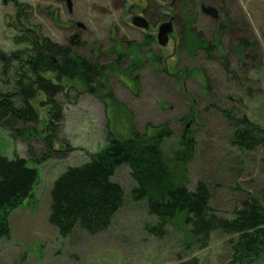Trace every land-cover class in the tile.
Wrapping results in <instances>:
<instances>
[{
    "label": "rangeland",
    "instance_id": "rangeland-1",
    "mask_svg": "<svg viewBox=\"0 0 264 264\" xmlns=\"http://www.w3.org/2000/svg\"><path fill=\"white\" fill-rule=\"evenodd\" d=\"M67 1L0 0L1 60L26 49L17 38L33 29L104 68L92 83L81 77L55 81L63 87L53 98L62 106L61 122L52 123V104L39 91L32 101L37 123L21 135L0 126V155L26 158L39 174L23 204L6 210L10 236L0 239V264H176L192 257L201 264H230L222 232L213 233L206 248L189 244L182 218L160 237L150 232L156 217L146 201L131 199L129 165L113 177L125 198L103 232L77 229L62 237L49 222L51 191L69 167L103 150L110 135L152 137L167 128L170 136L161 145L173 185L209 183L212 206L227 217L248 193L262 197L264 149L242 152L232 145L225 111L243 112L264 127V0H71V9ZM203 6L215 7L218 18ZM135 16L148 18L150 28L134 26ZM226 17L232 30H221ZM170 18L174 32L161 45L159 25ZM207 43L225 49L230 72L216 50L209 55ZM7 86L0 71V88Z\"/></svg>",
    "mask_w": 264,
    "mask_h": 264
},
{
    "label": "trees",
    "instance_id": "trees-1",
    "mask_svg": "<svg viewBox=\"0 0 264 264\" xmlns=\"http://www.w3.org/2000/svg\"><path fill=\"white\" fill-rule=\"evenodd\" d=\"M225 21L226 26L221 30L226 27L232 30L230 18L226 17ZM17 41L29 46L0 59L3 81L8 85L0 88V126L21 135L23 127L38 121L32 101L39 91L45 93L52 104V123L61 122L63 109L53 98L63 87L55 81L81 77L92 83L104 68L96 60L74 56L70 47L35 34L33 29L24 30ZM204 45L209 55L217 51L215 58L226 61V70L230 72L225 49L214 43ZM47 74L53 77L48 78ZM225 116L232 129L231 144L239 151L264 149V127L252 122L243 112L226 110ZM167 136H170L167 128H159L152 137L135 133L117 140L110 135L109 144L91 155L90 161L69 167L54 182L49 222L62 237L77 229L89 235L107 230L125 198L124 189L113 177L120 166L129 165L135 180L131 199L146 201L148 212L156 217L150 232L160 237L167 225L182 218L191 235V246L206 248L213 233L222 232L228 236L230 264H264V194L260 197L248 193L236 205L231 217L218 213L211 204L209 183L198 181L194 188L172 184L161 145ZM49 138L53 144L54 136ZM261 161L264 164V154ZM38 175V170L30 167L26 158L10 159L0 155V239L10 236L6 210L23 204ZM176 264L201 263L192 257Z\"/></svg>",
    "mask_w": 264,
    "mask_h": 264
},
{
    "label": "water",
    "instance_id": "water-1",
    "mask_svg": "<svg viewBox=\"0 0 264 264\" xmlns=\"http://www.w3.org/2000/svg\"><path fill=\"white\" fill-rule=\"evenodd\" d=\"M67 2H68L69 8L71 9V0H68ZM202 10L205 14L210 15L211 17H213L215 19L218 18L219 11L215 7L203 6ZM132 23H133V25H135L136 27H139V28L147 29L149 27V24L146 21V19L141 17V16L140 17L139 16L133 17ZM80 26L84 27L83 24L82 25L80 24ZM173 32H174V23H173L172 19H170L167 22L162 23L159 26V31H158V42H159V44L167 45L169 42L170 36H171V34H173ZM74 37L77 38L78 35H75Z\"/></svg>",
    "mask_w": 264,
    "mask_h": 264
},
{
    "label": "flooded vegetation",
    "instance_id": "flooded-vegetation-1",
    "mask_svg": "<svg viewBox=\"0 0 264 264\" xmlns=\"http://www.w3.org/2000/svg\"><path fill=\"white\" fill-rule=\"evenodd\" d=\"M146 16V15H145ZM136 17V16H135ZM140 17V16H139ZM146 19V21L148 22V24H149V27L147 28V29H149L150 28V21L148 20V18H145ZM161 25V24H160ZM159 25V26H160ZM73 39H74V36H72V38H71V41L73 42Z\"/></svg>",
    "mask_w": 264,
    "mask_h": 264
},
{
    "label": "bare ground",
    "instance_id": "bare-ground-1",
    "mask_svg": "<svg viewBox=\"0 0 264 264\" xmlns=\"http://www.w3.org/2000/svg\"><path fill=\"white\" fill-rule=\"evenodd\" d=\"M78 91V90H77Z\"/></svg>",
    "mask_w": 264,
    "mask_h": 264
}]
</instances>
